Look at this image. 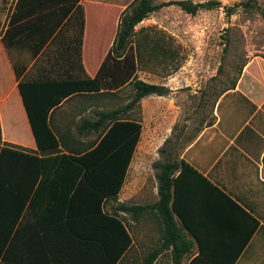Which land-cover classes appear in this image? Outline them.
I'll return each instance as SVG.
<instances>
[{
    "label": "trees",
    "instance_id": "obj_1",
    "mask_svg": "<svg viewBox=\"0 0 264 264\" xmlns=\"http://www.w3.org/2000/svg\"><path fill=\"white\" fill-rule=\"evenodd\" d=\"M251 1L247 0L244 7L259 11L264 17V10ZM80 2L53 0L52 4L44 5L41 0H19L17 9L27 3H39L23 19L62 5L58 25L48 32L49 35L40 33L38 51L48 43L60 24L71 17L69 22L74 20V24H78L75 58L81 65L85 13ZM219 5L215 1L157 5L154 0H135L120 16L119 10H114L110 14V19L113 14L112 33L116 30V17L120 18L116 39L93 79L71 71H53V77L29 80L26 69L14 66L38 151L4 143L0 121V264H121L134 241L119 213L129 215L137 223L148 216H155L160 222L161 244L143 264H155L166 252L171 253L173 264H183L198 239L185 222L179 225L175 219L178 213L174 204L175 175L186 166L184 162H178L180 156L176 157L175 142L166 141L160 149L162 160L153 166L157 170L158 202L146 205L122 203L115 208L114 214L108 213L106 206L122 192L143 132L142 123L130 119L128 113L139 108L147 97H167L171 93L164 85L138 78L140 64L146 55L151 57L162 47L157 43L149 48L148 37L135 43L136 28L164 7L176 6L187 14L196 15ZM17 17L12 18L11 29ZM42 20L41 17L33 18L21 25L27 35L22 47H27L30 39L36 41V31L29 32ZM11 29L3 38L8 52L14 47ZM237 80L221 84L217 97L235 89ZM127 87L132 92L127 105L96 112L94 119L83 120L76 133H61L53 127L52 115L66 99L81 94L114 96L115 91ZM88 132L101 135L97 142L85 146L80 139Z\"/></svg>",
    "mask_w": 264,
    "mask_h": 264
},
{
    "label": "crops",
    "instance_id": "obj_2",
    "mask_svg": "<svg viewBox=\"0 0 264 264\" xmlns=\"http://www.w3.org/2000/svg\"><path fill=\"white\" fill-rule=\"evenodd\" d=\"M18 3L19 0H0L2 138L4 143L38 151L14 66L26 69V78L29 80L53 77V71H71L80 77L93 79L115 42L119 16L127 7L124 0H81L85 29L79 65L75 58L79 40L78 24H74V20L69 22L71 17L60 24L48 43L38 51L42 38L40 33L49 35L48 32L58 25L62 5L23 19L39 3H27L17 9ZM41 3L48 5L53 0H41ZM90 10L96 19V27L92 29ZM114 10H119L120 13L116 17V30L112 33L113 14L110 19L109 13H114ZM16 15L17 22L11 29L10 22ZM38 17L43 20L29 32L31 34L36 31V41L30 39L28 46L22 47L27 35L22 31L21 25ZM9 29L11 42L14 44L10 52L3 43ZM242 71L235 89L220 97L216 96L211 119L187 144L178 159L179 163L184 162L186 166L175 175L174 204L178 210L175 219L179 225L185 222L198 239L192 253L184 258L183 264H264V66L250 63ZM178 83L182 87L179 78L151 84L166 86L173 96L181 90L176 87ZM127 88L115 91L114 96H123ZM111 97L81 94L66 99L52 115L53 127L61 133H76L73 129L77 125L74 120L77 113H66L64 107L75 102V112L78 108L82 118L83 113L90 110L93 104L104 106L106 102H110ZM147 98L141 101L139 108L130 112L142 107L137 120L142 123L143 132L128 176L136 159L140 160L141 166L145 164L147 146L150 145V142L146 144L143 141L146 119L160 114L161 108L166 104L164 97ZM121 99L123 102V98ZM129 102L130 99L116 108ZM148 103L155 106L151 113L147 110ZM100 111L110 110H97L95 114ZM24 132L26 137L22 138ZM91 134L93 133H86L80 140L87 144L85 139ZM143 143L145 148L142 151ZM122 192L118 198L123 202L125 198ZM156 195L157 199L152 203H145L143 196L135 204H154L159 201L158 188Z\"/></svg>",
    "mask_w": 264,
    "mask_h": 264
},
{
    "label": "rangeland",
    "instance_id": "obj_3",
    "mask_svg": "<svg viewBox=\"0 0 264 264\" xmlns=\"http://www.w3.org/2000/svg\"><path fill=\"white\" fill-rule=\"evenodd\" d=\"M134 1L124 0L125 6L128 8ZM154 1L157 5L177 1H191L194 4L215 1L220 5L214 10L200 11L196 15L187 14L176 6L164 7L136 28L138 34L134 39L135 43L148 37L149 48L157 43L162 47L151 57L146 55L140 64L138 78L147 83L179 78L182 87L178 83L176 87L181 90L173 96L170 93L164 97L166 104L161 108V113L146 119L143 141L146 144L150 142V145L147 146L145 164L141 166L140 160H135L122 192L125 199L123 202L120 197L111 200L106 206V211L110 214L116 212L115 208L119 204H135L143 196L145 203L155 201L158 182L157 170L153 166L163 158L160 149L165 141L169 139L176 143L175 153L178 158L198 130L211 119L213 103L222 88L221 84L237 80L244 66L250 63L264 66V17L259 11L246 9L243 4L247 0ZM251 4L264 10V0H253ZM90 19L92 29L96 27V19L91 10ZM131 95L129 87L123 96H112L104 106L93 104L90 110L83 113L82 118L78 108L75 112V102L66 105L64 112L77 113V118L74 119L77 128L83 118L94 119L95 111L112 110L124 104ZM146 106L149 113L155 109L150 103ZM142 110L141 107L128 117L137 120ZM100 135L101 133L91 134L85 139L88 143L83 145H92L99 140ZM25 137L26 132L22 138ZM141 148L143 151L144 143ZM118 215L127 224L134 241L121 264H143L145 258L161 244L159 220L155 216H148L137 223L129 215ZM155 264H173L171 253H164Z\"/></svg>",
    "mask_w": 264,
    "mask_h": 264
}]
</instances>
